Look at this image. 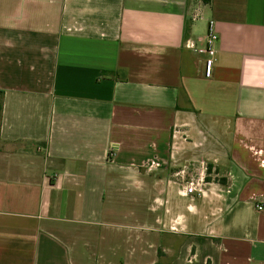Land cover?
<instances>
[{"label":"crops","instance_id":"obj_1","mask_svg":"<svg viewBox=\"0 0 264 264\" xmlns=\"http://www.w3.org/2000/svg\"><path fill=\"white\" fill-rule=\"evenodd\" d=\"M258 204L264 0H0V264H264Z\"/></svg>","mask_w":264,"mask_h":264},{"label":"built area","instance_id":"obj_2","mask_svg":"<svg viewBox=\"0 0 264 264\" xmlns=\"http://www.w3.org/2000/svg\"><path fill=\"white\" fill-rule=\"evenodd\" d=\"M219 39V34L215 28L214 21L209 22L208 31L204 39L203 47H198L197 44L193 40L187 41V46L189 48H195L200 53H204L206 55L205 58V74L206 76H211L213 72V64L216 55V43ZM196 191L201 192V189H198V183L190 181L186 185L185 192L187 194H193ZM257 208L259 210L263 209L264 206L262 204H258Z\"/></svg>","mask_w":264,"mask_h":264},{"label":"rangeland","instance_id":"obj_3","mask_svg":"<svg viewBox=\"0 0 264 264\" xmlns=\"http://www.w3.org/2000/svg\"><path fill=\"white\" fill-rule=\"evenodd\" d=\"M178 149H179V147H178ZM184 165H188V162H184V163H182V164H181V166H180V168H181V167H183ZM194 177H196V178H197V176H196V175H195V176H193V177H192V176H188V175H187V176L184 178V180H183V181H184V182H187V181H193V182H196V178H194ZM186 184H187V183H186Z\"/></svg>","mask_w":264,"mask_h":264},{"label":"trees","instance_id":"obj_4","mask_svg":"<svg viewBox=\"0 0 264 264\" xmlns=\"http://www.w3.org/2000/svg\"><path fill=\"white\" fill-rule=\"evenodd\" d=\"M204 1H208V0H204Z\"/></svg>","mask_w":264,"mask_h":264}]
</instances>
